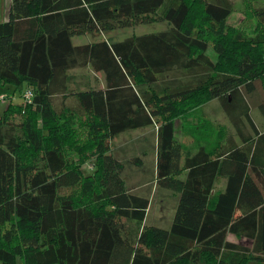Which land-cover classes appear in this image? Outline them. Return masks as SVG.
<instances>
[{
  "label": "trees",
  "instance_id": "1",
  "mask_svg": "<svg viewBox=\"0 0 264 264\" xmlns=\"http://www.w3.org/2000/svg\"><path fill=\"white\" fill-rule=\"evenodd\" d=\"M232 11L231 0H10L0 85H25L32 99L0 113V264H264V131L246 97L260 92L264 118V0H244L246 28L227 23ZM163 20L156 32L72 42ZM83 68L103 86L69 88ZM213 99L240 143L185 152L175 119ZM148 126L157 182L178 193L168 229L146 222L149 198L126 185L112 149Z\"/></svg>",
  "mask_w": 264,
  "mask_h": 264
},
{
  "label": "rangeland",
  "instance_id": "2",
  "mask_svg": "<svg viewBox=\"0 0 264 264\" xmlns=\"http://www.w3.org/2000/svg\"><path fill=\"white\" fill-rule=\"evenodd\" d=\"M231 1L233 11L229 15L227 23L236 27H242V29L250 26V22L252 21L246 22L244 20V0ZM9 4L10 0H0V20L7 18ZM169 25L170 23L167 20L154 21L149 24H138L109 32L74 36L72 42L78 44L98 39L116 41L131 35L163 30ZM209 53L213 56L211 49H209ZM81 84L103 86L104 77L102 73H93L88 68L72 70L70 72L69 88H77ZM256 85L260 89L259 81H256ZM25 89H27L25 85L20 91L12 90L11 85H0V113L8 104H22ZM259 94L260 92H255L252 95H246V97L252 106L250 115L255 125L259 130L264 131V118H262L256 106H254L259 100ZM60 98V94L55 95L57 102H60ZM15 117L17 118L18 116ZM174 127L175 137L183 146L185 152H194L201 145L227 143L228 139L240 143V139L233 125L228 121L217 99H213L194 111H191L185 119L176 118ZM219 130H222L221 135L217 134ZM112 149L124 163L122 174L126 185L128 187H134L137 193L149 198L150 205L147 211L146 222L149 225L168 229L171 225L175 206L178 201V193L157 182L155 171V127L148 126L120 133L113 139ZM136 158H140L139 164L133 163ZM80 168L84 174L90 173L94 168L93 159L86 161ZM178 177L183 179L185 175L183 173ZM223 186L224 177H218L215 182V189H222ZM227 239L246 246H250L251 243L248 238H239L232 233L227 234ZM17 264H19V259H17Z\"/></svg>",
  "mask_w": 264,
  "mask_h": 264
},
{
  "label": "built area",
  "instance_id": "3",
  "mask_svg": "<svg viewBox=\"0 0 264 264\" xmlns=\"http://www.w3.org/2000/svg\"><path fill=\"white\" fill-rule=\"evenodd\" d=\"M23 98H24L25 102H31L32 93H31V89L30 88L25 89V92L23 94Z\"/></svg>",
  "mask_w": 264,
  "mask_h": 264
},
{
  "label": "crops",
  "instance_id": "4",
  "mask_svg": "<svg viewBox=\"0 0 264 264\" xmlns=\"http://www.w3.org/2000/svg\"><path fill=\"white\" fill-rule=\"evenodd\" d=\"M6 19V18H5ZM3 20H4V18H3ZM225 182H226V179H224V184H225Z\"/></svg>",
  "mask_w": 264,
  "mask_h": 264
}]
</instances>
